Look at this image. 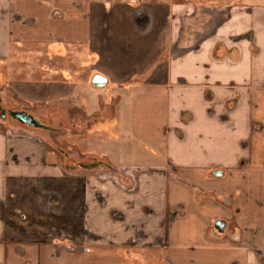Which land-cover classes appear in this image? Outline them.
Segmentation results:
<instances>
[{
  "label": "crops",
  "instance_id": "0c3cea01",
  "mask_svg": "<svg viewBox=\"0 0 264 264\" xmlns=\"http://www.w3.org/2000/svg\"><path fill=\"white\" fill-rule=\"evenodd\" d=\"M3 109L0 264H264V0H0Z\"/></svg>",
  "mask_w": 264,
  "mask_h": 264
},
{
  "label": "rangeland",
  "instance_id": "374dc122",
  "mask_svg": "<svg viewBox=\"0 0 264 264\" xmlns=\"http://www.w3.org/2000/svg\"><path fill=\"white\" fill-rule=\"evenodd\" d=\"M208 4H209L208 5L209 9L205 10L204 13H225L222 10V7H224V5H223L224 3H222L221 1H212ZM226 13H230V12H226ZM233 13H245V12L235 9V10H233ZM4 113L6 114V118L2 119L1 113H0V123H3L5 125H9V126H13V127H17V128H21V129H26L28 131H35V132L38 131L37 130L38 128H34L32 126L26 125V124L20 122L19 120H17L15 117H13L14 114L10 115V113L7 112L6 110H4ZM43 133L45 135H47V137H51V138H48V140H49V143L51 144L52 149L56 150V152L62 158H64V156H66V157L68 156V153H70L69 147H68V124H63L62 128L60 130H58L57 133H51L50 131L45 130V129H44ZM121 149L122 150H129V147L126 146L125 149H123V147ZM154 149L158 150V148H154ZM130 150H131V152L136 150V155L138 154L137 156H140L138 158V160H143V158H141L142 157L141 155H143V150H144L143 146L138 145V144L136 146H130ZM76 157H78V156H76ZM74 159L79 160L78 162H80V158L79 159L74 158ZM87 159H89V158L84 159L86 161V162H84V164L94 163V162L87 163ZM64 161L68 163V158ZM74 163H77V162H74ZM211 228H212V231H214L213 225H211ZM234 230L235 229L232 227L227 228L226 233L231 234V232H233ZM216 235L217 236L219 235L218 230L216 232ZM221 237H223V235ZM142 260L144 261V259H142ZM134 261H136L137 263H135ZM140 261L141 260H139V258L136 257V258H133L131 262H132V264H139L138 262H140ZM153 261H154L153 264H165L164 260L161 258L160 250H157V251L154 250L153 251ZM88 264H96V259L95 258L89 259Z\"/></svg>",
  "mask_w": 264,
  "mask_h": 264
},
{
  "label": "water",
  "instance_id": "95a60500",
  "mask_svg": "<svg viewBox=\"0 0 264 264\" xmlns=\"http://www.w3.org/2000/svg\"><path fill=\"white\" fill-rule=\"evenodd\" d=\"M103 82L102 79L100 78H97L95 80V83H101ZM17 120H19L20 122L24 123V124H29V125H32L33 121L30 119V117H28L27 115L25 114H14L13 115Z\"/></svg>",
  "mask_w": 264,
  "mask_h": 264
}]
</instances>
